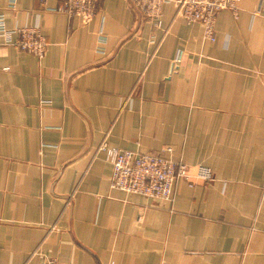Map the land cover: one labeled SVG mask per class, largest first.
<instances>
[{
	"label": "crops",
	"instance_id": "1",
	"mask_svg": "<svg viewBox=\"0 0 264 264\" xmlns=\"http://www.w3.org/2000/svg\"><path fill=\"white\" fill-rule=\"evenodd\" d=\"M57 5L0 0L47 42L0 38V264H264V2L218 10L214 41L176 0L158 27L127 0L88 23ZM103 142L169 147L189 178L167 202L111 189Z\"/></svg>",
	"mask_w": 264,
	"mask_h": 264
},
{
	"label": "built area",
	"instance_id": "2",
	"mask_svg": "<svg viewBox=\"0 0 264 264\" xmlns=\"http://www.w3.org/2000/svg\"><path fill=\"white\" fill-rule=\"evenodd\" d=\"M58 5L53 11L65 14L69 18L78 17L88 23L97 14L100 0H56ZM132 10L142 15L155 27L161 24L162 7L169 0H127ZM264 2V0H262ZM15 0H11L14 5ZM39 6L46 8L47 0H36ZM177 11L189 21L198 20L204 27V38L214 41V19L220 9L233 8L235 0H176ZM0 38L4 44L31 54L38 59L44 57L47 42L37 25L7 29L4 17L0 14ZM182 52L178 51L174 64L182 61ZM6 69V68H4ZM106 154L111 164L109 186L126 194L140 195L162 202L172 200L177 178L188 179V167L172 158V149L167 147L159 152H139L121 150L102 143L99 148ZM196 177L210 180L212 172L198 167ZM40 264H58L54 258H43Z\"/></svg>",
	"mask_w": 264,
	"mask_h": 264
}]
</instances>
